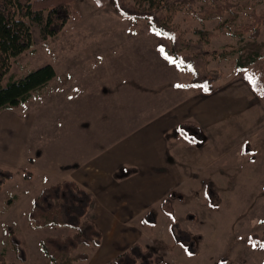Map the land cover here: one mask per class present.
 Masks as SVG:
<instances>
[{"label": "crops", "instance_id": "crops-1", "mask_svg": "<svg viewBox=\"0 0 264 264\" xmlns=\"http://www.w3.org/2000/svg\"><path fill=\"white\" fill-rule=\"evenodd\" d=\"M133 44H137L134 49ZM102 47L112 54L127 48L125 53L133 61L122 55L106 65L110 52H102L100 63L89 68L84 67V58H68V65H72L69 87L42 91L39 102L31 103L32 96L18 108L0 112V168L27 180L33 179L35 171L59 182L73 180L92 195L86 217L101 231L102 239L95 256L89 254L88 259L80 260H88V264L112 263L135 243L156 247L147 245L143 238L165 217L159 212L164 198L191 176L188 166L196 160L188 151L198 152L203 145L177 133L176 125L195 123L207 136L211 129H219L221 117V102L214 92L204 93L188 85L191 76L185 74L187 71L177 62L158 58L154 47L148 52L139 43L122 49L117 45L113 49L107 44ZM55 70L56 76L49 83L63 73ZM114 123L121 125L120 134L106 143L100 141L98 134L103 133V127L106 131ZM44 136L50 138L49 143L45 144ZM200 153L206 168H211L213 157ZM24 171L32 177L26 178ZM213 179L206 182L216 187ZM149 211L156 215L154 226L143 221ZM171 222L170 216L169 251L186 253L174 241ZM200 247L197 244L195 255L188 254L190 259L181 260H197ZM161 255L163 260L158 264H175L167 254Z\"/></svg>", "mask_w": 264, "mask_h": 264}, {"label": "rangeland", "instance_id": "rangeland-1", "mask_svg": "<svg viewBox=\"0 0 264 264\" xmlns=\"http://www.w3.org/2000/svg\"><path fill=\"white\" fill-rule=\"evenodd\" d=\"M230 1L240 6L237 9L240 16L230 21L225 29L218 27L219 19L202 22L190 10L180 11L173 20L188 39H198L195 28L212 31L214 34L207 46L209 51H231L225 58L210 57L209 63L210 68L221 70L225 76L223 82L215 84L214 93L211 92L221 102V117L217 125L220 127L210 130L198 152L188 151L196 160L188 166L191 176L186 184L174 187L164 198L159 212L163 211L165 217L160 220L155 231L143 238L147 245H156L160 253L167 254L175 264H213V259L216 264H264V249L247 241L249 235L264 230V97L254 92L246 77V73H254L264 66V24L258 38V42L262 44V56L247 64L244 71L236 66L239 58L248 56L250 43L253 42L249 33L237 35L236 30L242 23L250 20L248 13L251 10H264V0ZM203 3V0H196L194 9L200 10ZM75 8L78 15L73 16L57 36L42 38L39 26L33 25L34 45L13 59L7 77L20 78L48 63L63 71L53 83L34 92L31 103L40 101L42 91H60L69 87L72 65H68V58H84L87 61L83 63L84 67L95 68V63H100L102 59V52H110L105 47L101 48L105 44L112 49L115 45L122 49L131 43H139L146 52L154 47L158 58L165 59L170 64L176 63L170 52L169 40L152 30L145 21L123 18L115 10V0H76ZM136 45L133 44L131 48L134 49ZM126 49L114 51V55L112 52L110 55L104 54L107 56L104 60L106 65L122 55L133 61L125 53ZM140 51L145 56L141 48ZM185 71L188 77L191 76L188 69ZM25 107L27 109L28 105ZM0 112L2 113L1 110ZM231 128L235 130L232 131ZM98 131L99 128L93 136L97 137ZM120 132L121 125L114 123L108 125L106 131L103 127V133H99L98 138L106 143ZM44 137L45 144L49 143L50 138ZM190 145L196 147L195 144ZM200 152L213 157L211 168H206L207 162L202 159ZM35 173L31 180L16 173L0 189V254L4 253L10 263L54 264L44 253L42 240L47 236L66 237L74 232L68 226L48 225L35 228L30 224L28 214L33 199L43 188L59 182V179L41 176L38 171ZM208 179L215 181L219 191L215 207L208 203L203 192V184ZM171 212L183 228L193 232L197 244L201 246V255L197 260L185 263L181 258L190 259L187 253H170L168 241L171 239ZM13 234L21 240L26 260L18 258ZM98 250L96 246L81 245L73 251V255L86 252L95 256ZM88 263V260L84 263L80 260L75 262Z\"/></svg>", "mask_w": 264, "mask_h": 264}, {"label": "trees", "instance_id": "trees-1", "mask_svg": "<svg viewBox=\"0 0 264 264\" xmlns=\"http://www.w3.org/2000/svg\"><path fill=\"white\" fill-rule=\"evenodd\" d=\"M200 10L194 9L196 0H115V10L123 18L142 20L155 32L165 36L170 42V52L175 61L191 73L188 85L202 88L205 92H213L215 84L224 73L210 68V57H227L231 51L225 49L219 53L207 48L213 32L206 28H195L199 36L197 40L188 39L183 30L173 23L180 11L190 10L200 21L219 19V28L225 29L229 22L240 16L239 5L230 0H203ZM76 0H0V110L11 109L27 102L37 90L44 88L55 76L56 70L50 63L29 71L20 78L7 77L13 59L34 45L33 25L40 28L42 38L57 36L77 16ZM230 17H227V15ZM249 21L242 23L236 30L237 35L249 33L250 43L246 58H239L236 66L244 71L247 64L253 63L262 56V44L258 42L264 24V10L248 13ZM257 95L264 97V66L254 73H246ZM175 131L196 144H203L206 135L203 129L192 122H183L175 127ZM26 178L32 173L24 171ZM14 177V172L0 168V189L2 185ZM204 194L208 203L217 206L218 191L210 181L204 185ZM92 203V195L76 181L64 180L43 188L33 199L28 214L32 227L41 228L48 225L68 226L74 232L66 237H45L41 244L46 256L54 264H74L76 260L89 258V253L73 251L81 245L99 246L102 234L86 215ZM170 232L176 244L187 254L197 253L194 235L183 228L173 212ZM145 224L154 226L156 215L149 211L144 217ZM13 242L17 256L26 260L25 248L21 240L14 234ZM247 241L264 249V230L247 237ZM163 260L156 247H143L135 243L112 261V264H158ZM0 264L7 262L5 254H0Z\"/></svg>", "mask_w": 264, "mask_h": 264}]
</instances>
